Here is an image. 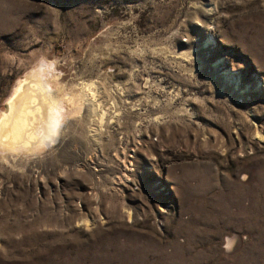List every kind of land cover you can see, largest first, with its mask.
Listing matches in <instances>:
<instances>
[{
    "label": "rangeland",
    "instance_id": "obj_1",
    "mask_svg": "<svg viewBox=\"0 0 264 264\" xmlns=\"http://www.w3.org/2000/svg\"><path fill=\"white\" fill-rule=\"evenodd\" d=\"M35 68L106 115L0 152V264H264V0H0V114Z\"/></svg>",
    "mask_w": 264,
    "mask_h": 264
},
{
    "label": "bare ground",
    "instance_id": "obj_2",
    "mask_svg": "<svg viewBox=\"0 0 264 264\" xmlns=\"http://www.w3.org/2000/svg\"><path fill=\"white\" fill-rule=\"evenodd\" d=\"M36 68L20 80L7 101V108L0 114V152L3 158L18 153H38L44 146L52 144L64 132V123L61 125L64 117L77 116L85 104L98 118L97 122L100 123L105 114L96 97L93 81L64 92L65 88L62 90L60 86L62 82L57 81L56 75L49 74L52 68L50 71ZM57 121L56 135H52L53 123Z\"/></svg>",
    "mask_w": 264,
    "mask_h": 264
},
{
    "label": "snow or ice",
    "instance_id": "obj_3",
    "mask_svg": "<svg viewBox=\"0 0 264 264\" xmlns=\"http://www.w3.org/2000/svg\"><path fill=\"white\" fill-rule=\"evenodd\" d=\"M57 124H58V121L53 123V126H52V135H56L55 128H56V125Z\"/></svg>",
    "mask_w": 264,
    "mask_h": 264
}]
</instances>
